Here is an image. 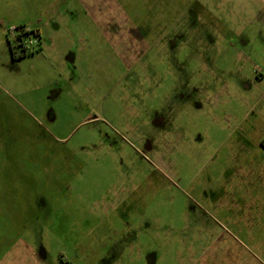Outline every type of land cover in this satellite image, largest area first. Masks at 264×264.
I'll return each mask as SVG.
<instances>
[{
    "label": "rangeland",
    "instance_id": "obj_1",
    "mask_svg": "<svg viewBox=\"0 0 264 264\" xmlns=\"http://www.w3.org/2000/svg\"><path fill=\"white\" fill-rule=\"evenodd\" d=\"M80 1L0 0V264H264V0Z\"/></svg>",
    "mask_w": 264,
    "mask_h": 264
},
{
    "label": "crops",
    "instance_id": "obj_2",
    "mask_svg": "<svg viewBox=\"0 0 264 264\" xmlns=\"http://www.w3.org/2000/svg\"><path fill=\"white\" fill-rule=\"evenodd\" d=\"M88 1H92L93 2L92 8H90L89 4L87 3ZM78 4L81 5L83 8H87V11L85 13H83L87 17L86 20H85V27H84V29H86L87 27L88 28H91L92 26H94L95 24H97L98 31L101 32L102 35L107 36L108 37V42L110 44H112V45H115V44H113L115 41H120L122 39L123 35H121V34L112 33V32L107 33L108 29L106 31V27H105V22L106 21H105V18L104 17H102L101 19H99L98 17H96V15H99V13H101V9H100V7L98 5L99 2H97L96 0H81L80 3H78ZM90 10H92V11L95 12V16H93V17H90L89 16ZM82 18H80V19H82ZM58 20L56 21L57 25H55V27H49L50 28L49 31H45L46 28H44L42 30H39L38 33H39V35L41 34V39H43V36L46 37L45 42H48V41H52L53 40L52 39L53 36H50L51 34H53L52 33L53 31H56L57 30L56 32H58V24H60L58 22ZM79 22H80V25H81L82 22H83V20H79ZM107 24H109V22H107L106 25ZM127 39H128V46H129V48L135 50V54L133 56L131 55V53H129V54L127 53L124 56V58H123V60L125 61V63L128 65L129 63H132L133 62V59L137 56L138 50H139L138 48H142V47H139L138 46L139 43L136 40L137 38H134L133 36L127 35ZM43 46H44V39L42 40V47ZM125 58H127L129 61L128 60H125ZM75 59H76L75 53L68 52V54L66 55L65 60H64L65 65H67L71 61L74 62Z\"/></svg>",
    "mask_w": 264,
    "mask_h": 264
},
{
    "label": "trees",
    "instance_id": "obj_3",
    "mask_svg": "<svg viewBox=\"0 0 264 264\" xmlns=\"http://www.w3.org/2000/svg\"><path fill=\"white\" fill-rule=\"evenodd\" d=\"M13 55V58H17L15 54H12ZM25 55H27V51L24 49L23 52H22V55H20V58L21 57H24Z\"/></svg>",
    "mask_w": 264,
    "mask_h": 264
},
{
    "label": "built area",
    "instance_id": "obj_4",
    "mask_svg": "<svg viewBox=\"0 0 264 264\" xmlns=\"http://www.w3.org/2000/svg\"><path fill=\"white\" fill-rule=\"evenodd\" d=\"M33 44L37 45L38 44V40L37 41L35 40L34 43L32 41H30V43H28L26 46H24L26 51H27V46L28 45L32 46Z\"/></svg>",
    "mask_w": 264,
    "mask_h": 264
},
{
    "label": "flooded vegetation",
    "instance_id": "obj_5",
    "mask_svg": "<svg viewBox=\"0 0 264 264\" xmlns=\"http://www.w3.org/2000/svg\"><path fill=\"white\" fill-rule=\"evenodd\" d=\"M25 49V47H23V50ZM26 50V49H25ZM262 145H263V147H264V141L262 142Z\"/></svg>",
    "mask_w": 264,
    "mask_h": 264
}]
</instances>
